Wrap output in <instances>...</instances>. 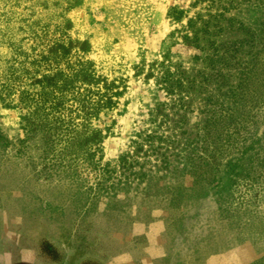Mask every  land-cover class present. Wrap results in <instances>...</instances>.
Returning <instances> with one entry per match:
<instances>
[{
	"label": "rangeland",
	"instance_id": "rangeland-1",
	"mask_svg": "<svg viewBox=\"0 0 264 264\" xmlns=\"http://www.w3.org/2000/svg\"><path fill=\"white\" fill-rule=\"evenodd\" d=\"M190 1L0 0V264H264V181L221 197L205 181L169 177L160 156L145 150L132 168L120 163L129 151L133 162L132 140L155 129L148 111L164 93L145 78L150 65L165 56L191 70L200 64L181 38L194 15ZM262 12L249 1L231 14L256 25ZM52 53L65 57L61 67L91 59L97 75L126 85L98 122L110 127L101 184L87 169L78 178L56 171L41 134L22 128L38 84L57 69L44 61ZM252 88L235 112L239 142L264 139L263 87ZM194 105L192 125L204 116ZM137 171L152 177L127 178ZM215 175L226 184L223 166Z\"/></svg>",
	"mask_w": 264,
	"mask_h": 264
},
{
	"label": "trees",
	"instance_id": "trees-1",
	"mask_svg": "<svg viewBox=\"0 0 264 264\" xmlns=\"http://www.w3.org/2000/svg\"><path fill=\"white\" fill-rule=\"evenodd\" d=\"M249 1L263 8L256 25L231 14ZM189 5L194 15L188 18L181 38L198 51L195 57L200 64L191 70L165 56L150 65L145 78L164 93V99L148 111L155 129L141 141L132 140L133 162L128 160L129 151L120 163L132 168L140 163L137 152L145 150L148 158L160 156V166L169 177L205 181L211 188L218 187L216 195L223 197L241 192V185L250 190L264 181V139L239 142L234 123L236 108L255 90L254 85L263 87L258 100L264 98V0H191ZM55 54L51 59L44 57L55 62L57 69L38 84L34 104L23 110L22 128L41 134L44 158L55 163L56 171H69L72 178H78L87 169L101 184L109 171L102 159L110 127L98 122L103 112L118 107L126 85L122 78L97 75L91 59L82 57L61 67L65 57ZM196 103L204 116L192 125L190 115ZM230 148L236 149L234 155H229ZM220 166L228 176L225 185L216 182V175L209 177L213 167ZM151 177L152 173L141 171L127 176L141 181ZM173 186L181 193L180 184ZM112 187L113 183L107 185L106 191Z\"/></svg>",
	"mask_w": 264,
	"mask_h": 264
}]
</instances>
